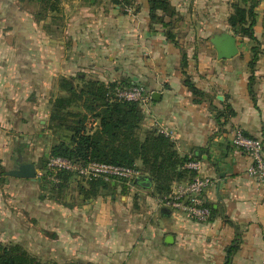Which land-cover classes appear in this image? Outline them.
Returning a JSON list of instances; mask_svg holds the SVG:
<instances>
[{
	"label": "crops",
	"instance_id": "obj_1",
	"mask_svg": "<svg viewBox=\"0 0 264 264\" xmlns=\"http://www.w3.org/2000/svg\"><path fill=\"white\" fill-rule=\"evenodd\" d=\"M169 1L176 14L157 13L171 23L177 42L152 19L149 0H132L126 9L69 3L62 24L42 26L39 78L32 82L43 88L44 77L52 74L145 86L152 101L142 108L141 138L157 130L185 159L171 186L196 175L185 166L189 159L202 161V174L214 179L205 193L210 221L198 223L161 207L162 194L138 160V178H150L149 186L112 181L92 195L91 183L82 181L68 197L20 198L27 205L21 208L20 244L38 258L59 264H264V180L248 175L251 157L231 144L234 128L264 139V0ZM234 3L253 6L256 13L254 71L247 45L242 50L238 40L239 54L219 59L210 42L214 33H232ZM187 29L196 31L182 38ZM204 29L213 31L208 39ZM98 124L93 118L94 129Z\"/></svg>",
	"mask_w": 264,
	"mask_h": 264
},
{
	"label": "rangeland",
	"instance_id": "obj_2",
	"mask_svg": "<svg viewBox=\"0 0 264 264\" xmlns=\"http://www.w3.org/2000/svg\"><path fill=\"white\" fill-rule=\"evenodd\" d=\"M76 1L63 0L59 12L48 13L42 4L33 0H0V244L3 245L21 242V208H26L27 205H22L20 198L56 195L68 197L84 181L72 175H62L58 183L40 175L48 159L54 155L55 146L61 141L69 142V135L72 133L69 125L75 117L68 113L84 111L80 102L81 104L74 105L71 109L61 110L62 117H58L59 108L54 103L57 98L68 95V92L59 87L62 77L46 75L43 88H37L35 82H32L39 78L37 47L38 43H42V26L51 30V22L62 24L67 17L66 12L71 11L67 5ZM84 1L87 4L110 7L113 4L120 5L123 9L132 4V0ZM228 29L240 41L242 50L247 45L253 55L258 52L259 46L254 39L240 31V26ZM194 30L196 31L187 29L185 33L180 32L187 37L194 34L190 33ZM212 32L204 29L202 33L208 39ZM247 39L250 41L245 43ZM44 40L45 48L51 49L49 40ZM181 44L186 47L184 43ZM45 59L48 60L45 64L51 66L52 60L48 56ZM74 83L78 90L85 86L79 80L74 79ZM53 115L58 118L53 120ZM92 120L93 117L91 119L88 116L86 121L89 123ZM60 121L63 123L62 127L57 126ZM22 161L36 165L37 180L17 178L6 173L18 168Z\"/></svg>",
	"mask_w": 264,
	"mask_h": 264
},
{
	"label": "trees",
	"instance_id": "obj_3",
	"mask_svg": "<svg viewBox=\"0 0 264 264\" xmlns=\"http://www.w3.org/2000/svg\"><path fill=\"white\" fill-rule=\"evenodd\" d=\"M43 5L46 12L53 13L61 10L63 0H33ZM151 5L152 19L161 21L166 27L168 39L177 42L176 34L170 22L164 21V17L157 13L162 10L164 15H174L176 12L169 0H149ZM233 28L240 26V31L255 39L254 25L256 24V13L253 6L246 9L239 3L233 4V12L228 18ZM257 55H254L250 62V67L254 71V64ZM182 65L187 66V53H183ZM75 80L82 81L85 86L78 90ZM253 74L251 76L249 88H251ZM186 84L194 93L200 91L189 80ZM130 85L125 81H115L104 83L94 79H83L80 77H62L59 87L62 91L68 92L67 96L59 97L55 101L58 110V117H62L61 110L81 104L84 112L70 111L75 119L69 125L71 135L69 142L61 141L55 146L54 155H62L75 159L99 160L104 162L137 166L140 160L143 167V174L154 180L155 189L161 194H165L171 189V181L174 179V172L178 166L184 162L173 149V143L168 137L157 130L146 132L145 138H141L140 123L143 120V112L140 104L133 101H124L115 96L117 86ZM99 100H101L99 102ZM81 102V103H80ZM81 116V117H80ZM88 116L98 119L99 124L96 129L89 127ZM58 117L53 115L52 119ZM62 121L57 123L62 127ZM20 163H26L22 161ZM20 165V164H19ZM47 165V162H46ZM141 172V171H140ZM65 176L69 174H64ZM92 195H96L99 189L108 188L112 182L102 179L89 180ZM233 247V246H232ZM234 248V247H233ZM231 250V249H230ZM0 264H59L56 261H44L31 254L21 244H0Z\"/></svg>",
	"mask_w": 264,
	"mask_h": 264
},
{
	"label": "built area",
	"instance_id": "obj_4",
	"mask_svg": "<svg viewBox=\"0 0 264 264\" xmlns=\"http://www.w3.org/2000/svg\"><path fill=\"white\" fill-rule=\"evenodd\" d=\"M114 93L118 99L138 102L141 108H148L152 101L148 90L139 83L117 86ZM92 122L93 120L89 123L91 129L94 125ZM231 144L251 157L252 162L247 169L248 175L258 181H263L264 139L252 137L242 129L234 128L231 131ZM185 166L187 169L195 171L196 175L187 181L176 182L171 186L169 192L159 197V205L182 215L188 220L208 223L212 213L205 193L214 184V179L202 174L203 163L200 159L191 158ZM140 173L136 166L57 155L48 159L47 165L40 175H45L58 183L60 176L69 174L84 181L102 179L108 182L124 181L130 184L140 176Z\"/></svg>",
	"mask_w": 264,
	"mask_h": 264
},
{
	"label": "water",
	"instance_id": "obj_5",
	"mask_svg": "<svg viewBox=\"0 0 264 264\" xmlns=\"http://www.w3.org/2000/svg\"><path fill=\"white\" fill-rule=\"evenodd\" d=\"M210 42L216 50L219 59L233 58L240 52L237 37L228 31L214 33L210 38ZM155 95L156 93L153 96L154 98ZM6 173L17 178H27L34 181L37 180V169L33 162L21 163L18 168L11 169ZM147 180L144 177H140L135 180V183H141L145 186H149L150 178H147Z\"/></svg>",
	"mask_w": 264,
	"mask_h": 264
}]
</instances>
